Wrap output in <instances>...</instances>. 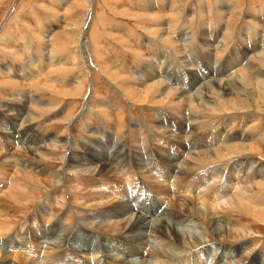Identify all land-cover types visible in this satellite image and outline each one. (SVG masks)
<instances>
[{
	"label": "rangeland",
	"instance_id": "1",
	"mask_svg": "<svg viewBox=\"0 0 264 264\" xmlns=\"http://www.w3.org/2000/svg\"><path fill=\"white\" fill-rule=\"evenodd\" d=\"M87 18L88 20L86 21ZM154 30L155 32L158 31L157 34L154 33ZM159 34V37L154 38ZM184 35H188L190 38L191 47L187 45L183 46L185 44L181 40L185 37ZM83 38H86L84 42ZM209 38L213 39L212 42L218 40L217 42L221 44L220 48H210V50L207 47V42L211 40ZM170 41L179 42L180 48L178 45L176 49L173 48V42L170 44ZM80 42H83V46L79 48ZM263 54L264 0H0V127L4 129V134L0 132V142L2 143L0 153L6 152V154H9L8 151L12 153L17 149V145L14 146L5 138L15 131L20 141L25 140V136L22 133L24 130H19L21 128L18 126L20 120L15 122V117L17 118L19 115V119L21 117L25 119L28 116L31 121V125H28L26 128L30 129L28 135L37 139L34 141V144H31V146L26 145V147H53L52 150H48L44 154H40V156L37 155V158L34 157L31 160V163L36 166L40 165L38 167L45 171V177L63 174L66 168L64 162L65 155L67 157L66 160L69 158L70 151L66 154L68 149L75 148L79 151V149L88 147L91 152H100V148L97 147L100 143L103 142V145L115 147L112 142H116L117 147L121 146L125 148H122L123 153L126 156L129 155V157L139 153L140 149L147 148L148 152L147 150H143L144 152L146 151L144 154H148V157L145 158V163L142 162V164H149L146 166L150 172L146 169L145 174L140 175L136 171V166L135 170L126 171L127 174L130 173L132 175L131 180H135L137 183H139L140 178L144 177L143 179L148 183L152 180L153 184L159 186L166 185L168 189H175L171 183L174 185L179 184L177 188L182 185H184L182 188H192L193 182L199 181L201 183L203 181L204 186L199 191L206 192L209 190L206 188L217 186L223 179L222 177H224L227 180L225 179L222 183L227 192H230L228 194L229 198L234 193L231 192L232 185L237 183L234 180L231 185L229 181L234 178L240 179L243 173L242 168L244 166L240 169L239 174L232 167L236 162L244 160L248 161V163L255 162L256 170L259 167L264 170V86L260 85V81H264ZM259 55L262 57H259ZM158 62H165L163 70H169L176 80L179 79L177 83L172 84L171 82L167 85L170 88L184 87L186 90L191 91L188 92L189 94H196L201 87L213 80H226L228 77H234V75L246 69L247 64H254V67L248 70L250 78L254 80L248 86V93L252 95V98L245 100L242 95H238L234 99L228 98L227 104L230 106L228 107V111L207 114L206 117L208 119L196 116L197 120L195 117L194 119H188L191 116L186 102H189L188 99L185 98L186 101L179 99L175 105L171 101L169 102L170 105L168 103L157 105L156 102L159 99L150 100L147 97L146 87H143L145 82L141 79L146 70L151 72L154 70L163 71L157 67ZM255 65L260 66V68ZM181 76L184 80H182ZM162 77L165 78V75H162ZM149 78L147 76L144 81L149 80ZM81 82L82 84L80 85ZM147 82H151V80ZM139 88L142 90V95L139 93L141 91ZM186 90L183 89V91ZM163 98H165V95ZM34 99L37 102H33ZM230 101L231 103H229ZM177 105L182 106V108L180 109ZM231 106L235 107L232 108ZM35 114H37V120L34 119L36 117ZM194 124L197 126L194 127ZM131 126L134 128H131ZM189 130L192 133L190 134L192 137L207 143L205 148L199 149L198 147L188 145V141L185 142V136ZM26 137L27 140L28 136ZM16 141L18 143V140ZM57 141H61V143H55ZM141 142H144L142 147L140 146ZM221 143L227 146L231 144L253 145L255 147L253 149H258V151L252 150L248 152L249 154H241L243 155V160H241L242 158L219 160L215 163V167L210 165L188 177L191 184L189 182L180 183L178 171L173 173L174 177H169L167 181H164L159 176L161 172H164L167 176L168 172L166 168L170 169L171 167L165 158L168 152L167 147L171 150V155H176L177 157L175 159L172 158V164L180 163L182 165L193 154L205 151V149L212 150V146ZM24 144L18 146L21 147ZM173 147L178 149V151ZM213 149L217 150L216 147ZM260 150L263 155L259 152ZM108 152L111 153L112 150L110 149ZM193 162L190 160L189 163L192 164ZM248 163L244 165L246 166ZM21 167L27 171V174L30 173V176L32 175V178L28 179V187L39 194L31 197L30 201L33 205L30 210L26 213L19 211L21 214H17V217H20L18 222L15 223L17 225L15 227L14 224L12 227H20L23 223H27L29 219L38 220L43 229L52 225L51 222L61 223L55 229L57 233L53 232L52 237L46 239L40 238V241L37 243L32 239L36 236L35 232L32 231V234L30 232L31 236L27 237V241H31L32 245L36 244L37 250L39 247L41 253L47 250L52 255L55 253L54 256L58 255L60 251L67 247L65 245L66 238L68 239L70 235L71 237L72 235L75 236L78 229L77 233L79 234L75 239L76 242L74 243L73 238L69 242L79 257L83 256L82 258H86L87 260L102 258L104 264L108 261L109 264L127 261L119 255V252L113 251L111 247L113 239L111 238L115 237V235H109V230L106 233L104 230L95 231V234L92 236L86 235L87 237L83 238L84 233L82 229L84 228L76 222L82 220L81 214L86 218V213L97 212L100 206L94 209L82 207L78 204L80 196L75 197L77 202L72 201L70 199L71 195L78 193L77 191L70 192L68 193L69 195L67 194L66 198L70 203H68L69 201L64 202L59 199H49L47 203L48 190L41 188L39 182L36 181V177L42 178L36 173L37 170L33 171L31 167L27 166V163L21 164ZM213 167L218 172L217 177L213 180L207 179L206 177L213 170ZM46 169L48 170L46 171ZM10 172L9 169L0 167V177H2V174H9ZM253 172L256 176V171ZM79 173L80 170L74 168L73 172L70 171L66 174H69L71 178H79L77 177ZM246 174L247 172L245 171L244 180L247 176L250 179V175ZM146 176L150 178H146ZM218 178L222 179L218 181ZM12 179L13 176L0 178V196H3L11 187L13 184ZM82 181H73L71 186H75L74 182L76 185H79ZM112 182H115L116 185H122L121 187L126 185L125 181L122 182L123 184L120 182L118 184L116 181ZM262 183H264V178L259 179L257 177L254 179L253 177V183L250 187V191H252L250 192V197L264 205V186ZM239 184H237L238 187L244 186L243 182H239ZM77 190H80V188H77ZM98 191L100 194L104 193L107 195L100 198L107 199L103 200L102 204L105 205L107 203L106 205L110 209L108 203L111 201L116 203V200L111 196L109 197V193H107L109 190L107 188H101ZM196 193L192 192L191 194L190 191L189 195H191H188V197L194 199ZM96 194L97 192L95 196H90V199L95 198L91 204L98 202L100 194ZM161 197L162 194L153 195L152 198H149L152 200L148 199L147 204L143 200L144 198L138 200L127 197L125 199L122 198V201L129 202L131 203L130 205L136 208L132 213V207H129V211L123 213V219L127 217L126 215L130 214L136 217L138 211L148 221L154 220L157 217H161L160 219H162L165 209H169V206H167L166 202L165 204L162 202L164 199ZM228 198L226 196V199ZM210 202L211 200H206V204L210 205ZM69 204L72 208L68 206ZM197 204H199L197 207L200 208V203L197 202ZM104 205H101V207H106ZM210 207L212 206L210 205ZM258 209H263L262 212L260 211L263 213L260 217H264V207L262 208L261 206ZM69 211L72 214L68 217V224L71 225L68 226L67 224L65 226L63 219ZM217 211H220V209ZM233 211L237 213L226 212V214L230 213L229 216H226L230 220L228 221L229 227H235L236 223H239L238 225L242 224V226L249 229L254 224L255 228L253 230H247L248 241L255 237V239L259 240V244H252L251 241L249 245H238L237 247H233L234 253H232V250H226L223 256L224 248L221 247L226 246L228 248L235 245L233 241H235L236 235L226 234V240L225 238L221 240L224 244L220 245L218 244L220 242L217 240L218 238L213 236L212 233L207 232V234L205 230L201 229L202 235L204 234L203 236L208 237L205 243L208 247L213 246L217 248L219 246L222 249V252L217 254L216 259H214L215 252L210 254V257H213V262L220 261V263L223 262L222 264H240L238 260L242 257L247 259L244 263L242 261V264H261V259L264 258V248L262 246L264 244V223L256 221L257 217L248 211L238 209ZM219 213L224 214L225 211ZM166 216L169 219L167 220L168 222H170V218H173L168 215ZM6 217L7 215L4 218L8 219ZM112 220L116 222L119 219L110 218L105 220V222L109 223L110 221V223H113ZM192 220L195 222L193 218ZM187 221L189 220L185 219L180 225L188 224L186 223ZM191 222H189L190 225H192ZM3 228L5 227L3 226ZM14 228H11V236L16 238L15 235L19 231H16ZM75 228H77L76 231L74 230ZM96 233L99 234L97 235ZM28 234L29 232L19 235V237H26ZM145 235L148 237L147 231ZM56 241L61 245L58 248L59 251H56L58 250L56 249L53 253L52 250L45 249L51 248V244L56 243ZM152 241L149 240V243ZM133 244L135 245V243ZM7 245H5V248L11 253L15 249L23 253L26 252V244L22 247L16 244L11 249ZM135 246L139 250L143 249V252L146 250L150 252L149 254L147 252L146 254L142 253L140 257L129 261L150 259V246H138V244ZM40 250L37 254L40 253ZM84 253L87 255H83ZM228 254L235 259L229 260L227 258ZM205 255L207 257L209 253ZM144 256L147 258H143ZM82 258L80 260L83 261ZM182 258H186V254ZM10 260L14 259L10 257ZM57 264L64 263L59 262ZM84 264L86 263L84 262ZM89 264H94V262H90ZM101 264H103L102 260Z\"/></svg>",
	"mask_w": 264,
	"mask_h": 264
},
{
	"label": "bare ground",
	"instance_id": "2",
	"mask_svg": "<svg viewBox=\"0 0 264 264\" xmlns=\"http://www.w3.org/2000/svg\"><path fill=\"white\" fill-rule=\"evenodd\" d=\"M87 20H88V18L86 19V21ZM174 25H175V23H174ZM175 27H176V25H175ZM172 28H173V26H172ZM157 32H155V30H154L155 34H157ZM201 33H200V35H201ZM159 36H160V34L155 36L154 38H157ZM173 36H174V34H173ZM184 36L185 37H183V39L181 40V42H183L185 44L183 46H186V45L190 46L192 44V43L190 44V40H189L190 38L188 37V35H184ZM224 38H226V37L224 36ZM224 38H223V40H224ZM85 39L86 38H83V42ZM209 39H211V38H209ZM199 40H201V39H199ZM212 40L213 39L209 40L208 41L209 43L207 42V45H208L207 47H209V49L210 48H213V49L220 48L221 44L217 42L218 40L217 41L214 40V42H212ZM83 42L79 43V48L81 46H83ZM172 42L170 41V44L172 43L173 48L176 49L177 45L180 48L179 42H177V41H172ZM170 48H171V46H170ZM205 49H207V48L205 47ZM164 54H166V53H164ZM179 56H180V54H179ZM207 57H209V56H207ZM259 57H262V56L259 55ZM251 58H254V57H251ZM85 61H86V59H85ZM165 62H158L157 67L161 68V70H163V68L166 64ZM262 64H264V62H262ZM187 65H189V64H187ZM246 66H247L246 69L240 71L239 73L234 75V77H232V76L228 77L226 80H213L212 82L209 81L210 83L208 82L209 84H206L203 87H201L197 91L196 94H193V93L189 94L188 92H191L190 90L187 89L188 90L187 91L186 88H184V87L182 88L180 86L179 87L182 89L174 88V87L170 88L167 84H169L171 82H172V84H175V83H177V81H179V79L176 80V78L174 76H172V74L169 72L168 69H167L168 71L163 70L161 72L158 70H156V71L154 70L152 72L149 70L148 71L146 70L144 72L141 80H143V82H145V84H143L144 85L143 87H146V93L148 95L147 97L150 100L159 99L156 102L157 105L162 104V103H168L169 104L170 101L172 102V104L175 105V103L179 99L185 100V98H186L189 100V102L186 100L185 101L188 104L189 112H190V115L192 116V117L190 116V118H188V119H192V118L194 119L195 116L200 117V118L201 117L207 118L206 117L207 114H214L216 112L228 111V107H230L227 104L228 98L234 99L238 95H242L243 99H245V100H249V98H252V95L248 93V91H249L248 86H250V83H252V81H254V80H252L250 78V74H249L248 70H251L252 67H254V64H247ZM255 66H258V65H255ZM34 68H36V67H34ZM258 68H260V66H258ZM146 73H148V74H146ZM258 74H260V73H258ZM162 75H165V78L162 77ZM147 76L150 77L149 80H147V81L151 80V82L144 81V79ZM172 77H173V79H172ZM215 77H216V75H215ZM181 78H182V80H184V78L182 76H181ZM221 78H223V77H221ZM180 83H181V81H180ZM183 83H184V81H183ZM81 84H82V82L80 83V85ZM260 85L264 86V81H260ZM79 89H81V88H79ZM139 89L141 90V88H139ZM183 89L186 91H183ZM66 91H68V90H66ZM141 92H142V90L139 93H141ZM61 94H62V92H61ZM140 95H142V93ZM164 95H165V98H163ZM187 95H188V98H187ZM147 97H146V99H147ZM33 102H37V101L34 99ZM153 102H154V100H153ZM179 103H182V102H179ZM229 103H231V101ZM148 104H150V103H148ZM35 106H37V105H35ZM177 106H179V105H177ZM182 106H183V104H182ZM182 106H179L180 109L182 108ZM29 107H30V105H29ZM231 107L234 108L235 106H231ZM29 109H31V108H29ZM32 111H33V109H32ZM242 112H244V111H242ZM32 114H34V113H32ZM35 115H36V117H34V119L37 120V118H38L37 114H35ZM196 117H195V119H196ZM225 117H226V115H225ZM209 119H210V117H209ZM18 120H20V123L18 126L21 128L19 130H24L22 133L25 136V140L20 141L18 134H16V131H15L13 134H10L9 136H6L5 138L8 141H10V143L13 144L14 146L17 145V149L12 153H10L8 151L9 154H6V152L0 153V167L7 169V170L9 169L11 171L9 174H2V177L13 176V179H12L13 184L3 194V196H0V237H1L0 238L1 239L0 240L1 241V243H0V245H1L0 246V264H57L59 262H63L64 264H84V262L86 264H89L90 262H94V264H101V260L103 261V264H104V260L102 258H99L97 260H95L94 258L87 260L86 258H82L83 256H80L83 259V261L80 260L81 258L77 255L76 251L74 249H72V247L70 246V242H69L71 240V238H73L74 243L76 242L75 239L78 237V234H79V233H77V231H78L77 228L74 229L75 231L77 229L75 236L72 235V237H71V235H70V237L68 239L66 238V241H65L66 242L65 245L67 246L66 249L60 251V253L58 252L59 254L57 253L58 255L54 256L55 250L60 248V246H61V245H59V243H57V241H56V243L51 244L52 245L51 248H45V249H49V251L52 250V252L54 253V255H52L51 253L47 252V250H46V252L41 253V250L39 249V247L37 250L36 244L32 245L31 241H27V237H29V235L31 236L32 231H34L36 234V236L33 235L34 237L32 238L36 243L38 241H40V238L46 239L48 237H52V233L53 232L57 233L55 229L57 227H59V225L61 223L54 221V222H51L52 225H50L48 228L43 229L41 224L38 222V220L36 221V220L29 219L27 223H23V225L22 226L20 225V227H17V228L12 227L15 223L18 222V219L20 218V217H17V214L20 212L26 213L28 210H30V208L33 205L30 201V199H32L31 197H35L36 194H39V193H37V191L32 190L28 187V185H27L28 179L32 178V175L30 176V173L27 174V171H25V169H22L21 164H23V163H25V164L27 163V166L31 167L33 169V171L37 170L36 173H38L42 177V178H40V177L35 176L37 178L36 181L39 182L41 188H46V190H48V192H47L48 194H47V198H46L47 203L49 202V199H53V200L59 199V200L66 202L67 201V198H66L67 194L70 192L72 193V192L77 191L78 193H75V194L73 193L71 195L70 199L72 201L77 202L75 197L80 196V202L78 204L81 205L82 207H85V208L90 207V208L94 209V208H97L100 206L98 208L97 212L96 211L93 212L96 214H93L92 212H91V214H89V213L85 214L84 212H82L85 214L86 218H84V215L79 212L82 216V220L79 222H76V221L75 222L77 224H80L81 226H83V228H84V229H82L83 230L82 232L84 233L83 238L84 237L86 238L87 237L86 235L92 236L93 234H95L94 233L95 231H99V230H104L105 233L107 230H109L108 231L109 235H115V237H112V238L110 237L111 239H113L112 240L113 243L111 244V247H112L114 252H119V255L121 257H123L124 260L125 259L127 260L124 262L119 261L117 264H222L223 262L220 263V261L213 262V260H212L213 257L211 258L210 254L215 252L214 253V259H216L217 254H220L222 252L221 248H224V253H223V256H224L226 250H232V253H234L233 247H237L238 245H240V246L249 245V242H251V241H252V244H259V240H257V238L255 239V237H254V239L251 237L253 240L251 239L250 241H248L249 237H248L247 230H249V231L253 230L255 228L254 224H252V225L250 224L251 226L249 229L242 226V224L238 225L239 223L238 224L236 223V225L234 224L235 227L230 226L231 227L230 228L228 225L229 224L228 221H230V220H228L229 217L228 218L226 217L227 215L229 216L230 213H232V212L234 213L233 210L238 209L241 211H248L249 213H251V214L255 215V217H257L256 221H259V223L260 222L264 223V217H260V215L263 214V213H261L263 209H261V210L258 209V207H261V206L263 208L264 205L256 202L253 198L250 197V192H252V191H250V187L252 186V183H253V177H254V179H256L257 177H259V179L264 178V170L261 167H259L258 170H256L255 169V162L248 163V161H246V160L238 161L232 166L233 168H235V171H238V174L240 173V169L242 168V166H244V167L242 168L243 173H242V176L240 179L234 178V179H231L229 181L231 185H232L234 180H235V182H237V183L232 185V187H231L232 191L231 192H234V193L231 194L229 198H228V194L230 192L229 193L227 192V190L224 188V185L222 183V181L224 182L226 179L224 177H222L223 179L222 178L217 179L218 181H220V179H222L217 186H214L212 188L210 187L211 189L206 188V189H209L208 191L203 189L206 192L199 191L200 188H202L204 186L203 181L201 183L199 181L193 182L194 185H192V188H190V187L182 188L184 185L180 186L181 188L180 187L177 188L179 186V184L174 185L173 183H171L175 189H170V188L168 189V187L166 185L165 186L164 185L159 186L157 184H153L151 179H149V180H151V182L148 183L145 179H143L144 177L140 178L139 183H137L135 180H131L132 175L130 173L127 174L126 171L127 170L132 171L136 166L137 167L136 171H138V173L140 175L145 174L146 169L148 170L147 166L149 164L148 165L142 164V162L145 163V158L148 157V154H144L146 152V151L144 152V150H147V148L144 147L143 148L144 150L140 149L141 152L139 151V153H137L135 155H131V157H129V155L126 156V154L123 153L122 148H124V147H121V146L117 147L116 142L114 143L112 141H110V142H112V144L115 145V147H113V146L110 147L109 145H107V146L103 145L102 144L103 142L100 144L98 143L99 145H97V147L100 148V152H98V151L91 152L88 147H84L82 149H79V151L76 150L75 148H71L70 150L68 149L66 154H68L69 151H70V153H69L68 160H66L67 157L65 155L64 162H65L66 168H65L63 174L58 175V176L56 174V175H51V176L45 177V173H44L45 171H43L42 169H40L38 167L40 165L37 164L38 166H36L35 164L31 163V160H32V158L36 157L37 155L40 156V154H44L46 151L52 150L53 147L52 146H48V147L43 146L40 148H28V146H31V144H34V141L37 139V138L34 139V137H30V135H28L30 133L29 132L30 129H26V128L28 125L29 126L31 125V123H30L31 121L29 120L28 116L25 117V119H23L22 117L19 119V115L17 116V118L15 117V122ZM193 126L195 127L197 125L194 124ZM139 127H141V126H139ZM131 128H134V127L131 126ZM7 130L12 131L10 129H7ZM0 132L2 134H4V129H2L1 127H0ZM182 132H184V131H182ZM186 134L187 135L185 136V142L188 141V145L198 147L199 149L206 147L207 143L206 142L204 143L203 141L197 140L194 137H192L190 135V134H192L190 132V130ZM141 135H144V134H141ZM26 136H28L27 140H26V138H27ZM29 137H30V139H29ZM15 139L18 140V143ZM136 139L139 140L138 138H136ZM23 142L24 143L26 142V144H24ZM133 142H134V140H133ZM55 143H61V141H57ZM143 143L144 142L140 143L141 147H142ZM22 144H24V145L21 147L18 146V145H22ZM26 145H28V146L26 147ZM0 147H2L1 142H0ZM4 147H5V145H4ZM214 147H216L217 150L213 149ZM219 147H222V148L218 149ZM173 148L176 149L175 147H173ZM253 148H255L253 145H248V144H231L230 146H227V145L221 143V144L212 146L211 147L212 150H206L205 149V151H201V152L193 154L190 157V159L183 162L182 165L180 163H179L180 165L177 163L179 165L178 166L176 163L172 164L173 163L172 158L175 159L177 157H176V155L172 156L171 150L169 149V147H167L168 152H167V155H165V158H166V161L169 162L168 165H171V167H170V169L166 168V171L168 172L167 176L164 172H161L159 176H161L164 181H167L169 179V177H174L173 173H176L178 171V178H179L180 183L181 182H183V183L189 182L190 183V180H188V177H191L197 171L203 170L204 168H206L210 165H213L215 167L216 166L215 163L219 160L224 161L226 159H241L243 156L241 154L248 153L252 150L253 151L256 150ZM110 149L112 150L111 153L108 152ZM135 149H136V147H135ZM208 149H210V148H208ZM176 150L178 151V149H176ZM256 151H258V149ZM147 152H148V150H147ZM259 152L261 153V150ZM261 154H260V156H261ZM257 155H258V153H257ZM255 156H256V154H255ZM139 157H141V159H139ZM190 160L192 162L193 161L194 162L191 164V163H189ZM241 160H243V158ZM245 163H248V164H246V166H245L244 165ZM167 167L169 168V166H167ZM214 167H213V170L211 172L208 171L210 173L207 175V177H206L207 179L213 180L215 177H217L218 172H216V168H214ZM74 168H78L80 170V173L77 176L79 178H71L69 174H66L67 172H70V171L73 172ZM48 169H46V171ZM245 171L247 172L248 175H250L249 176L250 179H248V176H247V178L244 180V176H245L244 172ZM253 171H256V176L254 175ZM148 172H150V171L148 170ZM221 174H223V173H221ZM2 177H0V178L2 179ZM123 178H125V179H123ZM146 178H150V177L146 176ZM242 178H243V180H242ZM76 180H83V181L79 185H76L74 182L75 186H71V183L73 181H76ZM112 181H116L118 184L125 181V184H126L124 186L125 188L121 187L122 185H116L115 182L113 183ZM257 181H259V180H257ZM239 182H243V185L245 187L244 186L238 187V185H240ZM149 184H151V185H149ZM262 185L264 186V183H262ZM91 186H92V188H91ZM77 188L78 189L80 188V190H77ZM101 188H107V190H109V192H107V193H109V197L111 196L114 200H116V203L114 201H111L110 203H108V205H110V209H108V207L106 205L107 203L105 205L102 204L103 203L102 201L105 200L106 198H100V197H104L107 195L104 193H101V194L99 193L100 190L98 191V189H101ZM252 189H253V187H252ZM190 191H191V194H192V192H197L196 197H194V199H191L190 197H188ZM258 191L260 192V190H258ZM96 192H97L96 195L100 194V196L98 198L99 200L97 203L91 204L92 200H95V198L93 197L92 199H90V196H95ZM144 192H146V193L144 194ZM158 194H162V197L164 199L162 202L164 204L166 202L167 206H169V209H165V212H164L162 219H160L161 217H159V218L157 217V218H154V220L148 221L143 217V215L139 211H138V214L136 215V217H134L132 214H130V215H126L127 217L125 219H123V217H122L123 213L128 212L130 209L129 207H132V213L134 210H136V208L133 205H130L131 203L126 202V201H122L123 200L122 198H124V199L126 197L127 198H134L135 200L144 198L143 200H145V203L147 204L149 198H152L153 195L157 196ZM129 195H132V196H129ZM159 196H161V195H159ZM226 196L228 199H226ZM263 197H264V195H263ZM207 199L211 200L210 205L212 207H210L209 204H206ZM149 200L151 201L152 199H149ZM160 202H161V199H160ZM197 202L200 203V205H201L200 208L197 207L199 205V204H197ZM68 203H70V201ZM169 203H170V205H169ZM101 205H104L106 207H101ZM204 205H205V207H204ZM68 206H71V205L69 204ZM143 206H145V205H143ZM71 208H72V206H71ZM80 209H81V207H80ZM218 209H220V211H217ZM37 210H38V208H37ZM66 211H67V209H66ZM223 211H225L224 214L219 213V212H223ZM227 211H229L230 213L226 214ZM248 212H246V213H248ZM235 213H237V212L235 211ZM63 214H65V213H63ZM70 214H72L70 211L67 212V216L63 219V223L65 222V226H67V224H68V217L70 216ZM4 215L5 216L7 215L6 218H8V219H5ZM166 215H168L169 217H173L172 219L170 218V222L172 224L167 221L169 219L167 218ZM246 215H248V214H246ZM90 218H92V219H90ZM110 218L111 219H119V220L118 221L116 220V222H114L112 220L113 223H110V221H109V223L105 222V220H108ZM120 218H122V220H120ZM192 218L195 220V222L192 220ZM185 219L189 220L186 222L188 224L180 225L181 222L184 221ZM96 220H100V221H96ZM190 221H192L191 222L192 225L189 224ZM252 221H253V219H252ZM48 222H50V220H48ZM63 223H62V225L64 226ZM16 225L17 224H15V227H16ZM70 225L71 224H68V226H70ZM255 225L258 226L257 224H255ZM3 226L5 228H3ZM30 226H32V228H30ZM182 226L185 228H179ZM11 228H14L16 231H19V233H17L15 235L16 238H14V236H11V230H12ZM35 228H37V229H35ZM69 228H71V227H69ZM232 228H234V229H232ZM201 229L205 230L206 233L207 232L212 233L213 236L218 238L217 240L220 241L218 244H220V245L224 244L221 242V240H223L222 238H225V240H226V234H228V235L235 234L236 235L235 241H233V243L235 242L234 243L235 245H232L231 247H228V248L226 246H223L221 248H219V246H218L217 248H214L211 245H210L211 247H208V245L205 244L207 241L206 239L208 237L206 238L205 236H203L204 234L202 235ZM146 231L149 234L148 237L145 235ZM28 232H29V234L26 237L25 236L19 237V235H24ZM30 232H31V234H30ZM6 234H7V236H5ZM149 240H153V241L149 243ZM7 243L10 246L9 247L10 249L12 247H14L16 244L18 246H21V247L24 244H26V248H25L26 252L23 253V252L15 249V250H12L13 253H11L9 250H7L5 248V245H7ZM133 243H135V245L138 244V246H140V245L150 246L151 247V253L149 255L150 259H142V260L137 259V261H129V260H134L135 258L140 257V255H142V253L146 254V252H147V254H149V252H150V251L148 252V250L143 252L142 251L143 249L139 250L138 248H136V246ZM47 245H48V243H47ZM262 246L264 248V244H262ZM258 247H259V245H258ZM171 249H174V250H171ZM39 250H40V253L37 254ZM56 251H59V249ZM206 253H209V255L207 256L208 258L205 255ZM28 254H31L32 257H31V255H28ZM185 254H186V258H182ZM83 255H87V254L84 253ZM33 256H35L34 258L37 257L38 259L37 258L34 259ZM10 257L13 258L14 260L11 261ZM143 258H147V257L144 256ZM221 258H224V257H221ZM227 258L229 260L235 259V258L231 257L229 254L227 255ZM58 259H62V260L59 261ZM245 260H247V259L245 257H242L241 259L238 260V263L242 264V261L244 263ZM255 260H256V258L254 259V262H255ZM57 261H59V262H57ZM108 262L105 264H109ZM261 264H264V258L261 259Z\"/></svg>",
	"mask_w": 264,
	"mask_h": 264
}]
</instances>
